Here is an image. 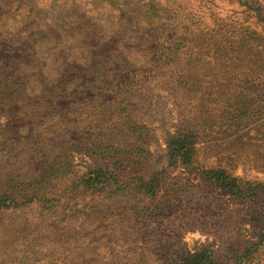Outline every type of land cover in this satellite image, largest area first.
<instances>
[{
	"label": "trees",
	"instance_id": "trees-1",
	"mask_svg": "<svg viewBox=\"0 0 264 264\" xmlns=\"http://www.w3.org/2000/svg\"><path fill=\"white\" fill-rule=\"evenodd\" d=\"M237 1L264 23L262 6ZM205 2H198L197 10L189 14L193 32L188 27L183 36L171 38L167 31L180 18L179 12L157 0L140 1L132 9L129 1L120 4L119 0H0V220L4 212L29 208L40 221L56 227L67 221L80 197L124 186L154 198L163 169L146 178L120 177L126 158L144 164L150 156L151 130L140 122L138 111L143 90L159 88L175 94L181 122L167 139L166 160L170 166H192V122L206 126L210 119L204 104L223 92L205 94L201 88L205 72L188 61L194 56L196 64L203 56L210 62L232 57L229 68L218 76L227 88L232 77L264 71V55L256 49L259 45L253 46L257 34L215 16L212 1ZM107 3L113 8L105 7ZM192 34L196 35L193 56ZM226 66L227 62L221 64ZM169 76L171 83H163ZM2 117L11 121L2 123ZM75 153L99 165H89L81 174L69 171V158ZM44 155L49 164L38 170ZM201 175L221 196L252 197L256 189L264 193V184L240 181L225 169L205 168ZM21 229L14 236L23 241L27 232ZM70 231L52 229L48 253L24 254L17 260L4 256L0 264L30 260L62 264L70 248L59 251L58 238L71 237ZM4 239L0 236L1 243ZM262 243L264 234L240 255L234 252V259L248 264ZM177 260L178 264H218L208 249L183 253Z\"/></svg>",
	"mask_w": 264,
	"mask_h": 264
},
{
	"label": "rangeland",
	"instance_id": "rangeland-1",
	"mask_svg": "<svg viewBox=\"0 0 264 264\" xmlns=\"http://www.w3.org/2000/svg\"><path fill=\"white\" fill-rule=\"evenodd\" d=\"M128 1L132 9L138 8V2L146 0H119V3ZM157 1L170 7L173 13L179 12L180 18L167 31L168 35L172 34L171 38L183 36L188 27L191 28L189 14L197 10L198 2L206 3V0ZM211 1L209 5L215 9V16L235 25L247 26L257 34L256 39L252 38L255 39L253 46L259 45L256 49L264 55V23L257 21L255 14L246 5H240V1ZM241 2H253L264 8V0ZM104 5L113 8L109 3ZM107 15L110 14L104 17ZM262 15L264 19V11ZM189 30L193 32L192 28ZM189 38L193 56L196 35ZM194 57L188 63L205 72L201 83L205 94L210 90L223 94L204 104V112L207 110L210 119L206 126H194L192 122V166H170L166 160L167 139L176 133L181 122L175 94L159 88L139 92L140 122L151 130L150 156L142 161L146 162L144 164L126 158L120 177L140 174L146 178L151 172L163 169L160 188L150 199L130 186L80 197L77 205L71 208L67 221L56 225L60 232L71 230V237L61 235L58 238L59 251L70 248L62 264H178L179 255L202 249H208L218 264H246L235 260L234 252L240 255L264 234V193L256 189L252 197L221 196L203 180L201 171L221 168L240 181L254 186L264 184V71L232 77L227 88L218 76L229 68L232 57L223 61L227 62L225 68H221L223 62L220 60L210 62L204 56L196 64ZM237 63L238 58L234 64ZM180 70L181 67L172 70L171 75ZM172 79L169 76L163 83L169 84ZM1 120L5 124L11 121L5 117ZM43 158L38 170L49 164V157L44 155ZM69 165V171L81 174L85 167L99 163L75 153L70 156ZM104 166L110 168L111 164L105 163ZM15 224H22V227L17 228ZM56 227L50 221H40L34 209L4 212L0 220V236L4 235L6 241L1 243L0 240V257L17 260L24 254L33 257L35 253H48L50 234ZM21 228L27 232L23 241L14 236ZM262 244L247 260L248 264H264ZM26 264L37 263L30 260Z\"/></svg>",
	"mask_w": 264,
	"mask_h": 264
}]
</instances>
